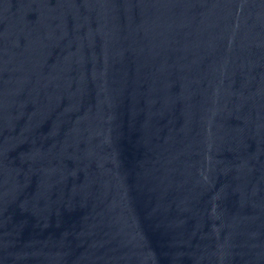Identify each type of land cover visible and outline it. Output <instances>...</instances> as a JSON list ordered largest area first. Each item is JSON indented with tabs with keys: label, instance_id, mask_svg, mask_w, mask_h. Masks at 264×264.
I'll return each mask as SVG.
<instances>
[{
	"label": "water",
	"instance_id": "95a60500",
	"mask_svg": "<svg viewBox=\"0 0 264 264\" xmlns=\"http://www.w3.org/2000/svg\"><path fill=\"white\" fill-rule=\"evenodd\" d=\"M0 264H264V0H0Z\"/></svg>",
	"mask_w": 264,
	"mask_h": 264
}]
</instances>
